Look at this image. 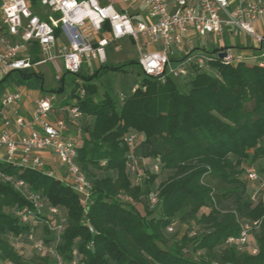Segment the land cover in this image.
<instances>
[{
    "label": "trees",
    "instance_id": "trees-1",
    "mask_svg": "<svg viewBox=\"0 0 264 264\" xmlns=\"http://www.w3.org/2000/svg\"><path fill=\"white\" fill-rule=\"evenodd\" d=\"M129 62L103 63L87 75L79 70L67 87L63 72L59 85L48 91L66 89L63 105L74 101L81 117L73 121L84 119L76 162L91 184L88 203L70 186L38 171L1 162L0 170L22 179L26 190L58 208V249L68 263L264 264V198L250 202L251 186L241 177L244 165L259 159L264 163V68L246 59L227 65L215 61L209 69L213 74L196 69L182 89L170 76L163 81L145 76L134 91L130 87L115 94L106 86L99 96L103 73L125 72ZM31 77L41 79L30 70L9 72L0 80V93L8 84L20 88ZM40 89L44 91L42 85ZM77 89L84 91L82 96ZM129 131L149 146L141 185L126 167L129 149L123 137ZM155 158L161 161L157 173L150 169ZM163 170L170 175L157 182ZM259 171L264 173V164ZM149 192L157 195V217L146 207L141 213L136 205ZM26 204L10 183L0 182V256L12 262L23 263L13 243L24 242L28 230L13 209ZM239 220H260L250 236L255 254L225 242L239 233ZM175 223L186 225L185 231L167 245L164 231ZM37 233L51 240L45 227L38 226ZM186 243L192 253L200 252L199 258L182 252ZM40 255L23 264H51L48 255Z\"/></svg>",
    "mask_w": 264,
    "mask_h": 264
},
{
    "label": "built area",
    "instance_id": "built-area-1",
    "mask_svg": "<svg viewBox=\"0 0 264 264\" xmlns=\"http://www.w3.org/2000/svg\"><path fill=\"white\" fill-rule=\"evenodd\" d=\"M38 5L46 12L36 13ZM263 18L264 0H0V80L11 71L29 70L49 61L55 79L60 81L63 72L77 73L84 58L105 63L106 47L120 51L118 41L124 38L130 39L138 52L136 61L141 73L160 81L167 76L188 79L194 70H209L215 61L227 65L250 59L264 68V52L247 55L239 51L233 55L225 46L208 52L194 43L196 37L208 34L241 33L256 44L250 47L260 51L264 34L258 33L254 25ZM138 37L144 45L158 48L143 50ZM220 52H225V56L218 57ZM37 53L42 58L33 60ZM136 87L132 86L131 91ZM83 93L77 89L79 96ZM67 95L66 89L60 94L48 92L33 98L22 94L19 88L3 90L0 162L56 178L70 186L86 204L91 184L76 162L80 129L71 127V121L79 119L81 112L74 101L57 107ZM123 141L129 149L126 167L135 175L137 184L142 179L136 173L133 153L137 133L127 132ZM43 152L53 155L56 164H48ZM160 165L159 158H155L151 171L157 173ZM243 177L251 186L249 201L264 198V173L249 164L243 166ZM0 182L10 183L27 202L13 209L14 216L28 227L25 241L16 239L15 248L28 243L35 253L48 255L51 264H75L66 262L58 249L62 229L58 208L46 205L38 192L26 190L22 179L2 170ZM146 200L155 205L156 193L149 192ZM259 224L260 220H239V233L225 242L239 251L255 254L257 248L250 236ZM38 226L47 229L52 236L50 241L37 233ZM88 228L92 231L90 225ZM166 229L171 231L172 226ZM0 264L15 263L0 256Z\"/></svg>",
    "mask_w": 264,
    "mask_h": 264
},
{
    "label": "rangeland",
    "instance_id": "rangeland-1",
    "mask_svg": "<svg viewBox=\"0 0 264 264\" xmlns=\"http://www.w3.org/2000/svg\"><path fill=\"white\" fill-rule=\"evenodd\" d=\"M142 8V6H139ZM143 9V8H142ZM133 10V9H130ZM144 10V9H143ZM34 11L38 14H43L46 12V9L42 6H37ZM255 30L258 33L264 34V18L257 22L255 25ZM138 42L141 44L142 49L144 50L146 45H144V41L142 40L141 37H138ZM118 43L122 46V49L120 51L114 52L112 51V47L108 46L106 47V52H107V61L104 63L106 65H111V66H117L119 64H125L127 61H130L126 67H125V72H115L112 70L106 71L103 73L101 78L98 80V94L99 96L103 93L104 89L106 86H110L111 91L114 92L115 94H118L121 91H128L130 87L134 85H140L142 79L145 77L136 62L134 63L133 61H136L138 57V52L135 49L134 45L131 43V40L128 38H124L118 41ZM195 45L204 48L208 52H212L214 48L220 47V46H228L229 51L231 54L236 55L239 52L238 46L239 47H248L249 45L255 46L256 44L253 41H249L247 36L242 35L241 33H237L236 35H232V33H226L223 32L221 33L220 36H213L211 34H208L204 37H196L194 40ZM174 49V48H173ZM260 52H264V44L263 47L260 51H255V53H245L248 55L251 54H259ZM42 55L40 54H34L33 55V60H38L41 59ZM247 61H252L250 59H246ZM59 64H61V60H58ZM103 63H99L97 60H92L88 58L83 59L82 67L80 71L84 74H90L94 70L98 69L99 66ZM30 71H33L41 77L35 78L31 77L29 79L24 80L23 85L19 88L13 84H8L4 90H12L13 88H19L20 92L22 94L30 91L32 92V98L46 94L50 89L55 88L56 86L59 85V81L55 79L54 77V68L52 64L48 61L43 64H39L36 66H33ZM207 71L209 74H213V70H203ZM17 74V72L14 73V76ZM73 75L66 73L65 78H64V83L67 87V84L69 81L72 79ZM173 80L174 84L178 89H182L186 80L183 77H171ZM40 85H42V91L40 89ZM65 101V100H64ZM64 101H59L60 103L57 104V107H60L63 105ZM57 115V110L55 112ZM85 122L84 119L78 120V121H71V127L73 130L75 129H80L82 132V128L84 127ZM80 132V133H81ZM147 159L144 160V163L136 162V173L139 174V176L142 178L145 172V163ZM263 160H256L252 165L257 169H261L263 167ZM170 175V172L167 170H163L157 178V182L164 180L166 177ZM243 175V172H242ZM243 178V176H241ZM131 179L133 182L136 181L135 175H131ZM142 180H139L138 183L141 185ZM228 200H225L224 204H228ZM138 209L143 213L144 207H146L148 210H151L153 212L152 216L157 217L158 216V211H157V206L156 205H151L149 204L145 198H142L140 202L136 203ZM202 211H207V209H202ZM186 228V225L184 224H177L175 223L172 225V230L168 231L167 229L164 231L165 238L168 240L167 245H170L173 241L178 240L181 235L184 233ZM256 233V232H255ZM252 237V236H251ZM13 242V241H11ZM251 242L253 245H255V242L253 238H251ZM185 248L182 250V252H185L187 255L194 257V258H199L200 252L197 254H194L191 252L190 248V243L184 244ZM14 246V243H13ZM256 246V245H255ZM15 248V246H14ZM21 255L23 259V263H28L32 258L38 259L37 257L41 256L40 254H36L35 251L30 247L28 243H23L19 249L15 248ZM1 255V254H0ZM3 257V256H2ZM48 262H51L50 259L47 257L46 258ZM15 264H23V263H18V262H13Z\"/></svg>",
    "mask_w": 264,
    "mask_h": 264
},
{
    "label": "crops",
    "instance_id": "crops-1",
    "mask_svg": "<svg viewBox=\"0 0 264 264\" xmlns=\"http://www.w3.org/2000/svg\"><path fill=\"white\" fill-rule=\"evenodd\" d=\"M155 48H158L157 46H154V45H146L145 49L147 51H151ZM244 52V51H242ZM25 94H29L31 97H32V92L28 91L26 92ZM38 96V94H36ZM64 101V100H63ZM149 149V146L142 143L140 139H138L135 143V146L133 148V153H134V156H135V161H137L138 163H144V160L147 158L146 157V153ZM44 158L46 159V161L48 162V164H56V159L53 155H51L50 153L48 152H43L42 153Z\"/></svg>",
    "mask_w": 264,
    "mask_h": 264
},
{
    "label": "water",
    "instance_id": "water-1",
    "mask_svg": "<svg viewBox=\"0 0 264 264\" xmlns=\"http://www.w3.org/2000/svg\"><path fill=\"white\" fill-rule=\"evenodd\" d=\"M225 52H220V53H218V57H224L225 56Z\"/></svg>",
    "mask_w": 264,
    "mask_h": 264
}]
</instances>
